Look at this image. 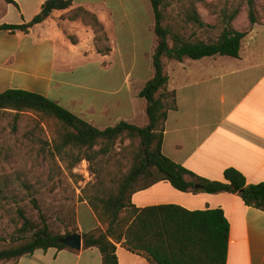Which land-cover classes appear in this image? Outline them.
I'll return each mask as SVG.
<instances>
[{
    "label": "crops",
    "instance_id": "1",
    "mask_svg": "<svg viewBox=\"0 0 264 264\" xmlns=\"http://www.w3.org/2000/svg\"><path fill=\"white\" fill-rule=\"evenodd\" d=\"M14 1L18 6L0 0V26L30 22L47 0ZM134 2L131 12L123 0H73V8H84L103 24L111 42L107 55L97 53L95 33L82 20L62 19L67 11L55 12L28 34L0 30V94L16 89L49 98L55 88V102L65 100L69 111L96 128L147 125L140 93L155 75L158 43L152 4ZM202 16L210 23L206 10ZM197 37L207 35L200 30ZM78 70L85 82L73 79ZM167 72L177 108L167 118L164 155L211 182H223L233 169L248 184H264V24L243 39L239 58L173 60ZM132 204L139 210L163 205L222 210L230 223L227 264H264V212L246 206L238 194L183 193L159 182L135 193ZM101 227L89 204L81 202L77 233L83 239ZM117 257L119 264H150L121 244ZM8 264H102V255L84 246L79 251L51 248Z\"/></svg>",
    "mask_w": 264,
    "mask_h": 264
},
{
    "label": "trees",
    "instance_id": "2",
    "mask_svg": "<svg viewBox=\"0 0 264 264\" xmlns=\"http://www.w3.org/2000/svg\"><path fill=\"white\" fill-rule=\"evenodd\" d=\"M3 1L18 6L14 0ZM144 1L153 6L158 43L153 54L155 75L140 93L147 104V125L120 122L101 130L50 98L16 89L0 94V113L14 114L16 122L27 113L57 121L60 130L53 140L51 155L63 162L71 159L70 170L83 160L94 164L111 156L119 140H130L131 146L137 143L126 172L106 175L99 172L97 182L84 190L83 201L89 204L102 226L84 235V248L98 249L102 264H119L118 244L142 255L150 264H227L230 223L222 210L192 212L176 205L139 210L132 204V196L159 182H168L183 193L238 194L246 206L264 212V184H248L246 178L233 169L225 172L223 182H211L199 178L163 153L167 118L170 111L177 108L176 94L168 90L167 63L216 55L239 58L243 39L256 25L264 24V0H244L247 24L242 28L236 27L243 8L241 4L231 14L226 8L222 9L224 29L214 40L209 38L214 26L211 21L206 23L202 16V10L208 12V18L217 16L213 12L215 6L207 0H181L189 5L183 4L174 17L169 0ZM62 11H67L62 19L82 20L92 27L96 33L97 53L111 52L110 47L99 45L104 39V27L97 15L84 8H73V0H47L30 22L3 24L0 30L28 34L51 19L55 12ZM200 30L207 35L206 39L197 37ZM197 185L200 189H196ZM18 215L21 227L16 239L19 244L0 251V264L16 262L37 250L69 249L61 240L78 232L75 228L65 235L55 234L44 216L43 225L38 226L23 210H19Z\"/></svg>",
    "mask_w": 264,
    "mask_h": 264
},
{
    "label": "rangeland",
    "instance_id": "3",
    "mask_svg": "<svg viewBox=\"0 0 264 264\" xmlns=\"http://www.w3.org/2000/svg\"><path fill=\"white\" fill-rule=\"evenodd\" d=\"M134 1L123 0L124 6L131 12L135 7ZM207 1L215 6L213 12L217 15H211L209 18L214 26V31L209 33L211 40L216 39L224 29L220 15L224 8L231 14L241 4L243 8L237 17L236 27L246 26L247 7L244 0ZM183 4L189 5L186 1L169 0L172 17L177 16ZM90 28L95 33L92 27ZM189 32L190 29L186 30L187 34ZM103 36L104 39L99 42L100 47L111 48L105 28ZM138 49L140 50L141 46ZM73 77L78 83L85 82L80 70ZM97 81L100 82V79ZM48 97L57 100L55 88ZM60 105L67 107L65 100H61ZM59 130L57 121L32 113L20 116L17 122L14 120V114L0 113V251L19 244L16 239L17 230L21 227L19 210H23L38 226L43 225L44 216L55 234L65 235L73 231L76 228L77 208L83 202L84 190L97 182L99 172L105 175L126 172L129 160L137 148V143L131 146L130 140H119L111 156L101 158L94 164L83 160L70 170L71 159L63 162L51 155L53 140ZM86 168L89 169L88 174L85 173Z\"/></svg>",
    "mask_w": 264,
    "mask_h": 264
},
{
    "label": "water",
    "instance_id": "4",
    "mask_svg": "<svg viewBox=\"0 0 264 264\" xmlns=\"http://www.w3.org/2000/svg\"><path fill=\"white\" fill-rule=\"evenodd\" d=\"M196 189H200V186L197 185ZM61 243L71 248L72 250L79 251L84 246V240L82 235L79 233L73 234L61 240Z\"/></svg>",
    "mask_w": 264,
    "mask_h": 264
},
{
    "label": "built area",
    "instance_id": "5",
    "mask_svg": "<svg viewBox=\"0 0 264 264\" xmlns=\"http://www.w3.org/2000/svg\"><path fill=\"white\" fill-rule=\"evenodd\" d=\"M85 173H86V174H88V173H89V169H88V168H86V171H85Z\"/></svg>",
    "mask_w": 264,
    "mask_h": 264
}]
</instances>
